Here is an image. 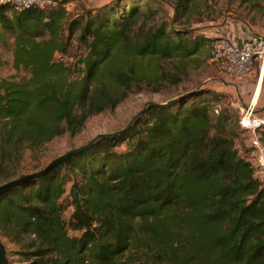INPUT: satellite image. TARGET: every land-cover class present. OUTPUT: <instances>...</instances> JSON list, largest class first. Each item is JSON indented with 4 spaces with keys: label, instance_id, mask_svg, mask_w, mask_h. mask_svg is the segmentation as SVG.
Segmentation results:
<instances>
[{
    "label": "trees",
    "instance_id": "obj_1",
    "mask_svg": "<svg viewBox=\"0 0 264 264\" xmlns=\"http://www.w3.org/2000/svg\"><path fill=\"white\" fill-rule=\"evenodd\" d=\"M154 1L110 0L73 19L71 0L0 3L14 64L31 74L0 79V179L18 174L24 145L76 131L86 114L127 98L142 59L186 60L201 50L208 39L183 26L162 24L132 40ZM194 1L180 0L177 12L188 15ZM78 29L85 52L72 78L55 53ZM219 95L200 87L150 103L123 132L4 193L0 237L18 245L20 264H264V179L240 155L228 112L213 105Z\"/></svg>",
    "mask_w": 264,
    "mask_h": 264
},
{
    "label": "rangeland",
    "instance_id": "obj_2",
    "mask_svg": "<svg viewBox=\"0 0 264 264\" xmlns=\"http://www.w3.org/2000/svg\"><path fill=\"white\" fill-rule=\"evenodd\" d=\"M108 1L110 0H71L67 4L69 19L85 14L88 9H96ZM179 1L155 0L150 6L154 10L153 13H149L147 7H144L142 11L146 14L138 17L131 38L135 40L138 33H148L162 24L183 26L208 39L201 50L186 60L177 57L142 59L140 61L142 78L134 83L133 90L127 98L113 109L98 114H86V120L76 131H66L38 146L24 145L18 161V174L12 178L43 169L56 157L90 142L100 133L121 130L146 107L148 102H165L180 94L206 87L220 94L215 97L213 105L220 111L228 112L230 123L238 132L235 141L240 155L252 164L255 175L264 179L262 153L252 143L249 131L244 130L239 124L242 107L251 99L259 80L258 75L247 79L236 78L211 60L212 43L216 38L224 36L235 41L236 34H240L243 41L253 35H264V0H247L244 3L238 0H196L191 3V12L185 16H181L176 10L175 5L179 4ZM79 31L78 29L76 34L67 40L65 53H55L56 60L72 67V71L74 70L72 78L79 76V70L73 67L78 64L79 58L85 52V47L77 40ZM67 35L68 31H65L63 39H66ZM48 37L47 35L43 38ZM15 50V35L0 30V79H21L31 75L23 65L18 68L15 66ZM116 56L114 61L121 62L119 56ZM124 72L130 73L129 68ZM106 82L110 87L109 82ZM259 105L260 108L264 107V79ZM85 112V108L81 107V113ZM259 136L261 137V131ZM125 148L124 143L116 149ZM3 182L4 179L1 177L0 184ZM70 187L71 182H68L67 189ZM71 212L70 206L65 215L69 217ZM1 239L10 251L8 255L10 264H20L21 256L15 252L19 249L18 245L6 238Z\"/></svg>",
    "mask_w": 264,
    "mask_h": 264
},
{
    "label": "built area",
    "instance_id": "obj_3",
    "mask_svg": "<svg viewBox=\"0 0 264 264\" xmlns=\"http://www.w3.org/2000/svg\"><path fill=\"white\" fill-rule=\"evenodd\" d=\"M11 3L17 9L31 6H43L49 0H0V3ZM211 60L222 66L226 73L240 79H247L258 75L261 81V89L255 98V90L251 99L244 104L239 118L240 126L249 131L252 143L260 149L261 162L264 166V146L259 132L264 127V107L260 108V96L264 79V35H253L248 40L233 41L228 37L216 38L212 43Z\"/></svg>",
    "mask_w": 264,
    "mask_h": 264
},
{
    "label": "water",
    "instance_id": "obj_4",
    "mask_svg": "<svg viewBox=\"0 0 264 264\" xmlns=\"http://www.w3.org/2000/svg\"><path fill=\"white\" fill-rule=\"evenodd\" d=\"M150 103H158V102L151 101V102H148L146 104V106ZM144 109H145V107H144ZM142 111H140L136 116H134V118L121 130H118V131H115L112 133H100L96 137H94L90 142H88L84 145H81L79 147L73 148V149L67 151L66 153L56 157L54 160H52L50 163H48L43 169H40V170L32 172V173L23 174L21 176H18L16 178H13L11 180H8V181L0 184V197L4 193L8 192L9 190L17 188V187H19V186H21L27 182H30V181L35 180L36 178H38L40 176L47 174L55 166L64 162V160L68 159L71 155L76 154L77 152L83 151V150L93 146L101 138L113 137V136L123 132L124 130L129 128L136 121V119L138 118V116L141 114ZM0 264H9L6 246L3 242V240L1 239V237H0Z\"/></svg>",
    "mask_w": 264,
    "mask_h": 264
},
{
    "label": "bare ground",
    "instance_id": "obj_5",
    "mask_svg": "<svg viewBox=\"0 0 264 264\" xmlns=\"http://www.w3.org/2000/svg\"><path fill=\"white\" fill-rule=\"evenodd\" d=\"M261 89V81L258 82V85L256 86V92H255V98L254 100H256L258 94H259V91Z\"/></svg>",
    "mask_w": 264,
    "mask_h": 264
},
{
    "label": "crops",
    "instance_id": "obj_6",
    "mask_svg": "<svg viewBox=\"0 0 264 264\" xmlns=\"http://www.w3.org/2000/svg\"><path fill=\"white\" fill-rule=\"evenodd\" d=\"M246 30L244 29V32H245ZM235 36V35H234ZM236 38L234 37V40L236 41V42H240L242 39H243V36L242 35H240V34H236ZM233 40V39H232Z\"/></svg>",
    "mask_w": 264,
    "mask_h": 264
}]
</instances>
